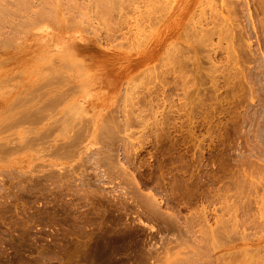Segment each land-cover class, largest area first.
Masks as SVG:
<instances>
[{
  "label": "rangeland",
  "instance_id": "1",
  "mask_svg": "<svg viewBox=\"0 0 264 264\" xmlns=\"http://www.w3.org/2000/svg\"><path fill=\"white\" fill-rule=\"evenodd\" d=\"M31 1L24 3L42 4ZM55 1L53 9L42 4L50 12L39 17L51 19L37 24L42 5L36 15L20 8L34 16L26 27L21 17L30 15L22 11V32L18 15L13 20L4 9L16 34L0 18L1 35H12H0V264H264V0H163L166 8L161 0ZM216 9L235 23L239 33L229 39L241 47L236 53L218 33L209 42L219 45L206 40L208 50H192L200 42L194 21ZM51 75L58 77L51 82ZM44 80L51 83L43 87ZM39 89L48 95L35 97ZM59 89L68 100L45 109L47 118L39 113L43 122L15 119L25 107L55 100ZM82 125L89 135H78ZM44 130L50 137L40 139ZM236 204H248L249 215ZM228 207L241 211L229 228ZM242 215L255 225H239ZM223 232L232 234L229 242Z\"/></svg>",
  "mask_w": 264,
  "mask_h": 264
},
{
  "label": "bare ground",
  "instance_id": "2",
  "mask_svg": "<svg viewBox=\"0 0 264 264\" xmlns=\"http://www.w3.org/2000/svg\"><path fill=\"white\" fill-rule=\"evenodd\" d=\"M4 1H5V0H0V11H1V14H2V13L4 14V12H3L4 9H6V10L9 9L8 11L5 10V12H7L8 17H9V16L11 17L13 14H15V15L17 14L18 16L16 15V16H17L16 19H17L18 17H19L18 19H21V18H22V21H23L22 25L25 23L24 26H26L28 22H31V21H30V17H31V16L34 17L33 15H34L35 13H36V14L38 13V12H35V11H38L39 8L41 7V5H42L44 2L47 3V4H45V6L48 5V4L51 6V3L54 4L53 2L50 3L51 0H49V1H47V2H46L45 0H40L39 2H40V3L42 2V4H41V5L39 4V6H38L39 8H37V6H36V8H35V6H33V8H31V7H29V5L26 6V4H25V3H28V1H30V0H28V1H26V0H25V1H22V0H21V2H19L20 0H11V1L9 0L10 2H12V1H16V2H15V3L17 4L16 6H18V8H19V10H17L18 8L15 6V3H14V2H13L14 6H13V4H11V5H10V8H9V7H7V6L10 4L9 1H8V0H7L8 2H6V1L4 2ZM17 1H18L20 4L17 3ZM52 1H55V0H52ZM157 1H159V0H157ZM161 1H163V0H161ZM161 1H160V3L158 2V4L161 5ZM168 1H169V0H168ZM168 1H166V2L163 1V3H164L163 6H165V3L167 4ZM171 1H172V0H171ZM171 1H169V2H171ZM3 2H4L5 4H4ZM22 2H23V3L25 2V3L23 4ZM37 2H38V0H37ZM55 2H56V1H55ZM172 2H173V1H172ZM176 2H177V0H175V3H176ZM6 3H8V5H7ZM21 3L23 4V6H20ZM32 3L35 4V5H37L36 2L34 3V0L31 1V4H32ZM57 3H58V2H57ZM57 3H56V4H57ZM18 4H19V5H18ZM28 4H30V2H29ZM56 4H55L54 6H56ZM154 4H155V3H154ZM156 5H157V2H156ZM167 5H168V4H167ZM212 5H213V4H211V6H212ZM11 6H13L14 8H13V7L11 8ZM19 6H20V7H19ZM30 6H31V5H30ZM42 6H43V5H42ZM54 6H53V7H54ZM161 6H162V5H161ZM168 6L171 7V5H168ZM174 6H175V4H173L171 10L174 9ZM213 6H214V5H213ZM213 6H212V7H213ZM26 7H27V8L29 7L30 9H28V10H29V11H32V12H33L34 9H36V10L33 12V15H30V14L26 13V12H27V11H25V10H27ZM43 7H44V6H43ZM43 7H41V9H40L41 11L39 10V13H40L41 15H39V14L36 15V14H35L36 16H38V17L35 16V18H34L35 20L33 19V20L35 21V24L39 23L40 20L43 21V18H44V19H46V18L48 19V18L50 17V16H48V17H43L42 19L40 18V17L42 16V14L45 13V11H46V13L48 12V9H46V7H44V9H45V10H44ZM51 7H52V6H51ZM53 7L50 8V9H53ZM156 7H157V6H156ZM170 7H169V8H170ZM15 8H16V9H15ZM20 8H23V9H25V10H22V9L20 10ZM57 8H58V6H57ZM165 8H166V6H165ZM37 9H38V10H37ZM159 9H160V8H159ZM214 9H215V7H214ZM217 9H219V8H217ZM217 9L215 10V12L212 10L214 13L211 11L210 16H204V14L206 15V13H204L203 16H204L205 18H204V17L202 18V15H200V13H199V17L202 18V19L199 18V20L197 19V21H194L195 23H194V25H193L192 27H195V28H193L192 31L195 29V33H196V35L199 36V39H198V40H199L200 42H196V43H194V44L190 43L191 45H194V46H192V48H193L192 50H193V51H194V49H199L200 46H198V44H199V45H203V44H204V45L206 46V48H207V44H208V43L206 44V42H207V41H208V42L211 41L212 37H213L215 34H217V33H218V36L221 35V38H222V36H223V38H227V40L229 39L230 36H232V35L235 33V31H236L237 28H236L235 25H234V26H235L236 29L234 28V26H232V24H235V23H229V22H228L229 20L226 19L227 16H226L225 14H223L221 11H217ZM42 10H44V12H42ZM157 10H158V9H157ZM161 10H162V9H161ZM219 10H220V9H219ZM18 11H19L20 14L17 13ZM20 11H21V12H20ZM22 11H23V12L25 11V12H24L25 15L27 14V15H30V16H26V17L23 16V15L21 14ZM29 11H28V12H29ZM53 11H55V9L52 10V12H53ZM202 11H203V10H202ZM202 11H201V9H200V12H202ZM9 12H10V13H9ZM49 12H50V11H49ZM49 12H48V13H49ZM52 12H51V13H52ZM56 12H57V11H56ZM159 12H160V11H159ZM203 12H204V11H203ZM217 12H218V13H217ZM8 13H9L10 15H9ZM29 13H31V12H29ZM48 13H47V14H48ZM195 13H196V12H195ZM1 14H0V18H2V20H3L4 17L6 16V13H5V16L2 14L3 17H1ZM201 14H202V13H201ZM15 15H13L12 17H14ZM19 15H21V16H23V17H21V16H19ZM44 15H46V14H44ZM49 15H52V14H49ZM55 15H57V14H55ZM160 15H161V14H160ZM194 15H195V14H194ZM39 16H40V17H39ZM225 16H226V17H225ZM6 17H7V16H6ZM6 17H5V18H6ZM12 17H11V18H12ZM20 17H21V18H20ZM24 17H25V19H23ZM27 17H29V19H27ZM11 18H8V19L11 20ZM36 18H37V19L40 18V19H38L39 22L37 21ZM196 18H197V17H196ZM260 18H261V17H260ZM260 18H258V19H260ZM8 19H7V20H8ZM12 19H13V18H12ZM16 19H15V20H16ZM18 19L16 20V22L19 21ZM50 19H51V17H50ZM9 20L7 21L8 24H9V23H10V24H11V23H12V24L16 23V22H14V21H12V20H11V22H10ZM13 20H14V19H13ZM31 20H32V19H31ZM260 20H263V19H260ZM24 21H26V22H24ZM27 21H28V22H27ZM47 21H48V20H47ZM19 22H20V21H19ZM19 22H17L18 26L16 25V28H19V24H21V22H20V23H19ZM191 22H192V21H191ZM230 22H231V21H230ZM256 22H257V21H256ZM256 22H255V23H256ZM31 23H33V22H31ZM31 23H30V24H31ZM52 23H53V22H52ZM54 23H55V22H54ZM258 23H259V21H258ZM260 23H261V22H260ZM260 23H259V24H260ZM263 23H264V22H263ZM263 23H262V24H263ZM1 24H2V25L4 24V26H6V25H5V24H7V23H6V19L3 20V22H2ZM1 24H0V25H1ZM8 24H7V27H4V29L7 30V28H8ZM12 24H11V25H12ZM28 24H29V23H28ZM30 24H29V25H30ZM262 24H261V26H260L261 28H259L258 30H260V29L263 30V29H264V28H263L264 26H263ZM2 25L0 26V35H1L2 31H5V30H2V31H1V29L3 28ZM11 25H9V27H10ZM31 25H34V24H31ZM31 25H30V26H31ZM52 25H53V24H52ZM236 25H237V27L240 26V25H238V24H236ZM12 26H13V25H12ZM12 26H11V29L8 28L9 31H5V32H12V33H15V32H14V29L12 30ZM30 26H29V27H30ZM190 26H191V24H190ZM257 26L259 27V25H256V27H257ZM14 27H15V24H14ZM21 27H22V26H21ZM26 27H28V26H26ZM253 27H254V26L252 25V28H253ZM22 28H23V27H22ZM238 28H239V27H238ZM25 29H26V28H25ZM254 29H255V28H254ZM11 30H12V31H11ZM19 30H20V28H19ZM19 30L16 29L15 31H19ZM22 30L24 31V29H22ZM250 30H251V29H250ZM252 30H253V29H252ZM252 30H251V31H252ZM256 30H257V29H256ZM262 30H261V31H262ZM190 31H191V30H190ZM261 31H260V32H261ZM5 32H3L4 35L2 34L1 36H6V35H7V36L10 35L9 37L12 36L11 34H9V33L6 34ZM20 32H22V31L20 30ZM236 32H238V31H236ZM242 32H243V31H242ZM253 32H254V31H253ZM258 32H259V31H258ZM258 32H255V33H258ZM263 32H264V31H263ZM16 33H17V32H16ZM16 33H15V34H16ZM238 33H239V32H238ZM15 34H14V35H15ZM21 34H22V33H21ZM193 34H194V33H193ZM235 34H236V33H235ZM19 35H20V34H19ZM196 35H195L194 37H196ZM239 35H241V30H240V34H238L237 36L239 37ZM7 36H6V38H7ZM237 36H236V37H237ZM263 36H264V35H263ZM9 37H8V39L10 40ZM18 37H19V36H18ZM53 37L55 38L56 36H53ZM184 37H185V36H184ZM219 37H220V36H219ZM4 38H5V37H4ZM4 38H3V39H4ZM197 38H198V37H197ZM197 38H196V39H197ZM221 38H220V39H221ZM239 38L242 40V36H240ZM192 39H193V38H192ZM194 39H195V38H194ZM234 39L236 40V38H234ZM234 39H231V38H230L229 40H231V41L228 40V41L230 42V45L226 47V49L228 48V53H236L235 50H238V49L240 50V48H241V47L238 48L240 45H242L241 42H240L241 44L238 43V45H239L238 47H237V45H235L238 49H236V48L233 47L234 44H233V46H232L231 42H232V40H234ZM6 40H7V39H6ZM9 40H8V41H9ZM206 40H207V41H206ZM221 40H222V39H221ZM2 41H3V40H2ZM239 41H240V40H238L237 42H239ZM4 42H5V40H4ZM193 42H194V41H193ZM233 42H234V41H233ZM13 43H14V41H13ZM200 43H201V44H200ZM190 44L188 45L189 48H191V47H190ZM196 44H197V45H196ZM209 44L214 46V44H211L210 42H209ZM235 44H236V43H235ZM9 45H10V44H9ZM216 45H219V44L217 43ZM216 45H215V46H216ZM2 46H3V45H2ZM185 46H186V43H185ZM188 46H187V47H188ZM215 46H214V47H215ZM203 47H204V46H203ZM203 47H201V50H202ZM258 47H259V46H258ZM204 48H205V47H204ZM206 48H205V49H206ZM208 48H209V47H208ZM208 48H207L206 50H208ZM211 48H213V47H211ZM216 48H217V47H216ZM216 48H215V49H216ZM233 48H234V49H233ZM259 49H260V47H259ZM190 50H191V49H190ZM192 50H191L190 53H193ZM203 50H204V49H203ZM213 50H214V49H213ZM213 50H211V51H213ZM239 50H238V51H239ZM250 50H251V49H250ZM252 50H253V49H252ZM257 50H258V48H257ZM177 51H178V50H177ZM198 51H199V50H198ZM214 51H216V50H214ZM214 51H213V52H214ZM259 51H260V50H259ZM178 52H179V51H178ZM180 52H182V51H180ZM183 52H184V51H183ZM183 52H182V53H183ZM213 52H210V53H213ZM226 52H227V51H226ZM251 52H252V51H251ZM200 53H202V52H200ZM208 53H209V52H208ZM239 53H240V52H239ZM245 53H246V52H245ZM252 53H253V52H252ZM186 61H187V60H186ZM188 61H189V60H188ZM54 65H55V64H54ZM56 66H57V65H56ZM55 68H56V67H55ZM55 68L53 67V68H51V69H55ZM60 69H61V68H60ZM55 71H56V70H55ZM58 71H59V70H58ZM53 72H54V70H53ZM53 72H52V73H53ZM60 73H61V72H60ZM57 74H58V73H57ZM59 75H60V74H59ZM62 76H64V75H62ZM54 77H55V75H54L53 77H52V75H51L50 78H47V79H48L49 81L52 79V80H51V82H52ZM57 77H58V76H57ZM57 77H55V78H57ZM65 77H66V76H65ZM68 77H69V76H68ZM45 78H46V77H45ZM69 79H70V78H69ZM255 79H256V78H255ZM39 80H40V79H39ZM41 80H42V79H41ZM48 80H47V81H46V80L43 81V83L46 81V82L44 83L43 87H44V86H47V85H49V83H51V82H49ZM59 81H60V79L57 80V81L54 80V82H55L54 84H56V82H57L56 85H58ZM62 81H63V80H62ZM62 81H61V82H62ZM65 81H66V80H65ZM71 81H72V80H71ZM38 82H39V81H38ZM41 82H42V81H41ZM41 82H39L41 86H40V85H37V87L43 88V87H42V84H43V83L41 84ZM47 82H48V83H47ZM39 83H38V84H39ZM46 84H47V85H46ZM51 85H52V84H50V87H52ZM56 85H55V86H56ZM61 85H62V84H61ZM64 85H65V84H64ZM252 85H253V84H252ZM53 86H54V85H53ZM57 87L60 88L59 85H58ZM57 87H56V88H57ZM72 87H73V86H72ZM253 87H254V86H253ZM257 87H258V86H257ZM53 88H54V87H53ZM61 88H62V87H61ZM67 88H69V90L72 89V88L70 89V86L67 87ZM73 88H74V87H73ZM255 88H256V87H255ZM47 89H48L49 91H51L49 88H47ZM47 89H46V90H47ZM37 90H38V89H32V91H35V92H36ZM39 90L41 91V89H39ZM42 90H44V89H42ZM46 90H45V91H46ZM52 90H53V89H52ZM59 90H60V89H59ZM62 90H63V89H62ZM62 90L58 91L59 93L57 92V93L59 94L58 96H55V95H54V96L56 97L55 100H54V97H53L52 99L46 97L47 100H48V99H49V100H48V101H43V103H42L39 107H38V105H39V104H38V105H37V108H36V107H35V108H33V107L30 108V107H29V108H27L26 110H24V109L26 108V107H25V108H23V111H22V110H21V111L18 110L19 112H18V111H17V112H18V114H20V116H17L18 114L15 115V114L17 113V112H15V114H13V115L16 116L15 119L17 118L16 120H18V121H23V122H25V121H27V122H35V121H36V122H37V121L40 122V121L42 120V118H41L42 116H39V118H41V120H40V119L38 118L39 113H41V114L45 113V112H44L45 109H46V112H47V108H48V107H50V109L53 108V111H54V110H55V107H54V103H55V102H56V103L58 102L57 104H60L58 100H60V101H62V102H63V99H64L65 101L68 100V99L66 98V96H65L66 99H65V98L62 99V98L59 97V96L62 94V93L60 94V92H62ZM64 90H65V91H63V93H65V92L67 93V92H68V89H67V91H66V89H64ZM30 91H31V90H30ZM30 91H29V94H30ZM45 91H41L42 93H38V94L35 93L34 95H35V97H36V95L43 94V92H44V94L47 93V92L49 93V91H46V92H45ZM54 91H55V88H54ZM71 91H72V90H71ZM71 91H69V92H71ZM77 91H78V90H77ZM37 92H38V91H37ZM52 92H53V91H52ZM52 92H51V93H52ZM69 92H68L69 96H70V95H73V94H70ZM33 93H34V92H33ZM48 93H47V95H48ZM66 93H65L64 95H68V94H66ZM71 93H73V92H71ZM44 94H43L42 96L40 95V96L42 97V99L44 98V97H43ZM53 94H54V93H53ZM252 94H253V93H252ZM254 94H255V93H254ZM34 95H33V96H34ZM45 95H46V94H45ZM18 96H19V95H18ZM40 96H39V98H40ZM69 96H67V97H69ZM16 97H17V96H16ZM37 97H38V96H37ZM51 97H52V96H51ZM58 97H59V99H58ZM28 98H29V97H28ZM33 98H34V97H33ZM21 99H24V98H21ZM31 99H32V98H31ZM31 99H29V100L32 101L33 99H32V100H31ZM29 100H28V101H29ZM51 100H53V101H51ZM56 100H57V101H56ZM36 101L39 103V102L41 101V99H40V101H39V99H37ZM65 101H64V102H65ZM64 102H63V103H64ZM17 103H19V102H17ZM24 103H25V102H24ZM31 103H32V102H31ZM68 103H69V101H68ZM11 104H13V103H11ZM25 104H26V103H25ZM29 104H30V103H29ZM29 104H28V105H29ZM57 104H56L55 106H57V108H58L60 105L58 106ZM252 104H253V103H252ZM14 105H15V104H14ZM26 105H27V104H26ZM26 105L23 104L22 106H26ZM33 105H34V104H33ZM16 106H18V105H15V107H16ZM22 106L20 105V107H22ZM30 106H32V105H30ZM51 106H52V108H51ZM11 107H12V106L10 105V108H9V109H12ZM59 108H60V107H59ZM59 108H58V109H59ZM254 108H255V107H254ZM18 109H19V108H18ZM58 109H57V110H58ZM53 111H52V113H53ZM261 111H262V110H261ZM3 112H4V111H3ZM57 112H58V111H57ZM57 112H55V113H57ZM259 112H260V111H259ZM55 113H54V114H55ZM41 114H40V115H41ZM7 115H8V114H7ZM46 115L49 116V114H47V113H45V116H44V114H43L44 117H46ZM254 115H255V114H254ZM262 115H263V114H262ZM7 117H8V116H7ZM44 117H43V119H44ZM252 117H253V116H252ZM254 117H255V116H254ZM262 117H263V116H262ZM8 118L11 119V116L8 117ZM13 118H14V117H13ZM37 118H38L39 120H38ZM46 118H47V117H46ZM50 118H51V117H50ZM68 118H69V117H68ZM263 118H264V117H263ZM10 119H9V121H8V124H9V122H11ZM15 119H14V120H15ZM258 119H259V118H258ZM261 119H262V118H261ZM56 120H57V119H56ZM79 120H80V119H79ZM255 120L257 121V119H255ZM263 120H264V119H263ZM1 121H3V120H1ZM6 121H7V120H6ZM43 121H44V120H42V122H43ZM258 121H259V120H258ZM12 122H14V121H12ZM48 122H49V121H48ZM58 122L60 123V121H58V120H57V122H53V125H56V124H54V123H58ZM70 122H71V121H70ZM79 122H80V121H79ZM0 123L2 124V123H4V122H0ZM16 123H18V122H16ZM50 123H52V122H50ZM72 123H73V122H72ZM260 123H261V121H260ZM4 124H5V123H4ZM11 124H13V123H11ZM11 124H10V125H11ZM19 124H20V123H19ZM28 124H29V123H28ZM30 124H31V123H30ZM33 124H34V123H33ZM258 124H259V122H258ZM261 124H262V123H261ZM2 125H3V124H2ZM47 125L50 126V125H52V124H50V125L47 124ZM75 125H76V124H75ZM259 125H260V124H259ZM58 126H59V125H58ZM78 126H79V125H78ZM263 126H264V125H263ZM2 127H3V126H2ZM6 127L9 128V126H6ZM195 127H196V126H195ZM260 127H261V126H260ZM260 127H259V128H260ZM4 128H5V127H4ZM7 128H5V129H7ZM48 128H49V127H48ZM48 128H47V129H48ZM51 128H52V127H51ZM55 128H57V127L54 126V129H55ZM70 128H71V126H70ZM80 128H81V127H80ZM191 128H192V127H191ZM5 129H3V130H5ZM78 129H79V128H78ZM81 129H83V125H82V128H81ZM81 129H80V130H81ZM261 129H262V128H261ZM7 130H8V129H7ZM50 130H51V129H50ZM50 130H49V132H50ZM52 130H53V128H52ZM56 130H57V129H56ZM90 130H91V129H90ZM212 130H213V129H212ZM1 131H2V128H1ZM76 131H79V130H76ZM81 131H82V132L84 131V132L82 133V132L79 131L80 133H78V135H79V136H80V135H81V136H84L85 130L83 129V130H81ZM193 131H194V130H193ZM255 131H256V130H255ZM258 131H259V130H258ZM49 132L46 133L45 130L39 132V133L41 134V135H40V139H43V137H46V138H47V136H49V134H50ZM253 132H254V131H253ZM262 132H264V131H262ZM1 133H2V132H1ZM30 133H31V131H30ZM52 133H53V131H52ZM88 133H89V132H88ZM254 133H255V132H254ZM260 133H261V132H260ZM45 134H47V135L45 136ZM53 134H54V133H53ZM75 134H76V132L74 133V135H72V137L75 136ZM85 134H87V133H85ZM89 134H90V133H89ZM89 134H87V135H89ZM258 134H259V132H258ZM258 134H256V136H258ZM87 135H86V136H87ZM36 136H37V134H36ZM76 136H77V135H76ZM76 136H75V137H76ZM79 136H77V138L74 137V138L76 139V142H77V139H78ZM86 136H85V137H86ZM28 137H29V136H28ZM49 137H50V136H49ZM85 137H83V138H85ZM258 137H259V136H258ZM70 138H71V137H70ZM86 138H87V137H86ZM256 138H257V137H256ZM256 138H255V139H256ZM33 139H34V138H32V141H31V142L34 141ZM75 139L72 138V141H69L70 139L67 140V144H68L69 146H70V144H71L72 147H73L74 145H77V143L75 142ZM26 140H27V139H26ZM52 140H53V139H52ZM6 141L8 142L9 140H6ZM11 141H13V139H12ZM73 141H74V142H73ZM261 141H262V140H261ZM261 141H259V142H261ZM4 142H5V141H4ZM4 142L2 143L3 145H1V147H2V146H7V143H6V142L4 143ZM64 142H66V141H64ZM64 142H62V144L68 146V145H67L66 143H64ZM248 142H249V141H248ZM8 143H12V142L9 141ZM73 143H74V145H73ZM79 143H80V142H79ZM263 143H264V142H263ZM32 144H33V143H32ZM49 144H50V143H49ZM53 144H54V143H53ZM81 144H82V143H80V144H78V145H81ZM256 144H257V143H256ZM28 145H29V144H28ZM258 145H259V144H258ZM8 146H10V145H8ZM20 146H21V145H20ZM48 146H49V145H48ZM50 146H52V145H50ZM58 146H59V147H58ZM58 146H57V148H60V144H59ZM71 146H70V147H71ZM260 146H261V145H260ZM262 146H263V144H262ZM64 147H65V146H64ZM256 147H257V146H256ZM57 148L54 149V150H57ZM262 148H263V147H262ZM4 149H5V148H4ZM6 149H7V148H6ZM10 149H11V148H10ZM10 149H8V150H10ZM0 151H1V150H0ZM54 152H55V151H54ZM262 152L264 153V151H262ZM258 153H259V152H258ZM263 153H262V154H263ZM259 155H260V154H258V156H259ZM261 156H262V155H261ZM261 158H262V157H261ZM243 161H244V160H243ZM248 162H249V161H248ZM240 163H241V161H240ZM239 169H240V168H239ZM261 169H262V168H261ZM240 171H243V170H240ZM236 172H237V171H236ZM243 172H245V170H244ZM246 172H247V171H246ZM246 172H245V173H246ZM248 173H249V171H248ZM232 175H233V174H232ZM236 175H237V174H236ZM238 175H239V174H238ZM241 175H242V174H241ZM249 175H250V174H249ZM255 175H256V174H255ZM212 176L214 177V175H212ZM217 176H218V175H217ZM222 177H223V176H222ZM222 177H221V178H222ZM193 179H194V178H193ZM224 179H225V178H224ZM194 180H195V179H194ZM217 180H218V179H217ZM198 181H199V180H198ZM254 181H255V180H254ZM254 181H253V182H254ZM207 182H208V181H207ZM214 182H217V181H214ZM241 182H242V181H241ZM259 182H260V181H259ZM198 183H199V182H198ZM209 183H210V182H209ZM222 183H223V182H222ZM190 184H191V183H190ZM194 184H195V183H194ZM212 184H213V183H212ZM212 184H211V185H212ZM238 184H239V183H237V185H238ZM241 184H242V183H240L238 186L241 187ZM251 184H252V182H251ZM191 185H193V184H191ZM201 185H202V184H201ZM255 185H256V184H255ZM194 186H196V184H195ZM260 186H261V185H260ZM218 187H219V186H218ZM254 187H256V186H254ZM191 188H192V187H191ZM232 188H233V187H232ZM235 188H236V187H235ZM251 188H252V187H251ZM256 188H257V187H256ZM256 188H255V190H256ZM196 189H197V188H196ZM210 189H211V188H210ZM214 189H215V188H214ZM238 189H239V188H238ZM239 190H240V189H239ZM239 190H238V191H239ZM255 190H254V191H255ZM260 190H261V189H260ZM214 191H215V190H214ZM232 191H233V190H232ZM262 191H263V190H262ZM191 192H192V191H191ZM197 192H198V191H197ZM201 192H202V190H201ZM206 192H207V191H206ZM256 192H257V190H256ZM259 193H260V192H259ZM191 194H192V193H191ZM191 194H190V195H191ZM201 194H202V193H201ZM205 194H206V193H205ZM210 194H211V193H210ZM236 195H238V194H236ZM239 195H240V194H239ZM222 196H223V195H222ZM226 196H227V195H226ZM255 196H256V195H255ZM130 197H131V196H130ZM135 197H136V196H135ZM230 197H231V196H230ZM230 197H229V198H230ZM243 197H244V196H242V198H243ZM262 197H263V196H262ZM153 198H154V196H153ZM153 198H151V199L153 200ZM197 198H199V197H197ZM211 198H212V197H211ZM213 198H214V197H213ZM213 198H212V200H213ZM227 198H228V197H227ZM229 198H228V199H229ZM246 198H248V197H245V199H246ZM254 198H255V197H254ZM154 199H155V198H154ZM207 199H208V198H207ZM228 199H227V200H228ZM231 199H232V198H231ZM149 200H150V199H149ZM210 200H211V199H210ZM225 200H226V199H225ZM255 200H256V199H254L253 201H255ZM259 200H260V199H259ZM259 200H257V201L259 202ZM243 201H244V200H243ZM249 201L252 202V200H249ZM249 201H248V203H249ZM149 202H150V201H149ZM149 202H148V203H149ZM153 202H154V200H153ZM153 202H151V203H153ZM214 202H215V201H214ZM229 202H230V200H229ZM232 202L234 203V201H232ZM235 202H236V201H235ZM260 202H262V201L260 200ZM260 202H259V203H260ZM146 203H147V202H146ZM221 203H222V202H221ZM227 203H228V202H227ZM246 203H247V202H246ZM139 204H140V202H139ZM144 204H145V202H144ZM156 204H157V203H156ZM211 204H212V203H211ZM229 204H230V203H229ZM234 204H235V203H234ZM252 204H253V203H252ZM145 205H148V204H145ZM145 205H144V206H145ZM149 205H150V204H149ZM236 205H237V204H236ZM239 205H240V204H239ZM244 205H245V204L241 205L242 207H240V206H238V205H237V206L240 207L241 210H243L244 207L246 206V205H245V206H244ZM258 205H259V204H258ZM144 206H143V207H144ZM150 206H151V205H150ZM204 206H205V204H204ZM204 206H203V207H204ZM224 206H225V203H224ZM226 206H227V205H226ZM229 206H230V205H229ZM231 206H232V204H231ZM233 206H234V205H233ZM243 206H244V207H243ZM249 206H250V207H249ZM249 206H248V204H247V207H246V208L249 207L248 209H251L250 211H253L252 208H251V207H252V206H251V203H249ZM253 206H254V205H253ZM134 207H135V206H134ZM134 207H132V208H134ZM157 207H158V206H157ZM207 207H208V205H207ZM207 207L205 206V208H207ZM136 208H138V207H136ZM146 208H147V207H146ZM149 208H150V207H149ZM217 208H220V209H221V207H217ZM240 208H239L238 210H240ZM242 208H243V209H242ZM246 208L243 210V211L245 212V213H244L245 216H246V215H249V214H247V213H248L247 211H249V210H248V209L246 210ZM254 208H255V207H254ZM259 208H260V207H259ZM261 208H262V207H261ZM155 209H156V208H155ZM201 209H202V208H201ZM208 209H209V208H208ZM211 209H213V208H211ZM224 209H226V208L224 207ZM228 209H229L228 213L231 214V215L228 216V215L226 214L228 217L226 216L227 218H223V219H224L223 221H225V219H226V222H227V221L229 222V220H230L232 217L234 218V215H235V217H238V215H236L235 212H236V213H240V212H241V211L237 212L236 210L234 211V209H236L235 207H234V208L232 207V209H231V207H230V208L228 207ZM132 210H133V209H132ZM150 210H151V209H150ZM156 210H157V209H156ZM202 210H203V209H202ZM204 210H205V209H204ZM209 210H210V209H209ZM221 210H222V209H221ZM232 210H233V211H232ZM245 210H246V211H245ZM261 210H262V209H261ZM152 211H153V210H152ZM206 211L208 212V210H206ZM216 211H217V210H216ZM231 211L234 212V213H232ZM243 211H242V212H243ZM259 211H260V210H259ZM125 212H126V211H125ZM147 212H148V211H147ZM153 212H154V211H153ZM199 212H200V211H199ZM207 212L204 211V212L202 213V215H203V214H204V215H203V217H201V218H202L203 220H206V221H204V222L209 226V225H211V224L208 223V222H209V221H208V216H210V215H208ZM214 212H215V210H214ZM217 212H218V211H217ZM222 212H223V211H222ZM246 212H247V213H246ZM257 212H258V211H257ZM137 213H138V212H137ZM160 213H161V212H160ZM209 213H210V211H209ZM223 213H224V212H223ZM226 213H227V211H226ZM217 214H218V213H217ZM221 214H222V213H221ZM232 214H234V215H232ZM251 214H252V213H251ZM251 214H250V215H251ZM196 215H197V214H196ZM261 215H262V213H261ZM214 216H215V215H214ZM216 216H217V215H216ZM222 216H223V215H222ZM224 216H225V215H224ZM224 216H223V217H224ZM243 216H244V215H242V217H243ZM256 216H257V215H256ZM256 216H255V217H256ZM218 217H219V218H218ZM218 217H215V219H216V218L218 219L219 224H220V223H223V221L220 220V219H222V218H220V215H219ZM229 217H231V218H229ZM242 217H241V218H237V219H235V221L237 220V221L241 222ZM252 217H253V215H252ZM262 217H263V216H262ZM139 218H140V217H139ZM160 218H161V217H160ZM199 218H200V217H199ZM201 218H200V219H201ZM212 218H213V217H212ZM233 218H232V220H233ZM250 218H251V217H248V219H250ZM256 218H257V217H256ZM168 219H169V217H168ZM170 219H171V218H170ZM176 219H177V218H176ZM217 219H216V221H217ZM238 219H240V220H238ZM243 219H244V222H243V223L241 222V224H239V222H237V221H236V222H235V221H230V222H232V223L235 222V226L237 225L236 223H238L239 225H242V224H243V226L245 227L244 223H245V224L248 223V222H247L248 220H246L247 217H245V218L243 217ZM243 219H242V221H243ZM258 219H259V218H258ZM261 219H263V218H261ZM171 220H172V219H171ZM173 220H174V219H173ZM179 220H180V218H179ZM197 220H199V219L197 218ZM197 220H194V221H197ZM203 220H201V222H202ZM253 220H255V219H253ZM253 220H252V218H251V220H249V222L251 221V224H252V223L254 224L255 221H253ZM207 221H208V222H207ZM220 221H221V222H220ZM252 221H253V222H252ZM257 221H258V220H257ZM175 222H176V221H175ZM187 222H188V221H187ZM191 222H192V221H191ZM218 222H216L217 225H219ZM226 222H224V225H225V227L228 226L227 228H229V226H230L231 224L228 223V222H227V224H226ZM178 223H179V222H178ZM178 223H177V224H178ZM188 223H189V222H188ZM196 223H197V222H196ZM210 223H211V222H210ZM184 224H186V223H184ZM228 224H230V225H228ZM249 224H250V223H248V226H249ZM251 224H250V225H251ZM260 224H261V223H260ZM165 225H166V224H165ZM191 225H193V224H191ZM197 225H198V224H197ZM201 225H203V223H202ZM212 225H213V224H212ZM214 225H215V224H214ZM224 225L221 224V225H219V228H218V226H216V227H217L218 229H220V226H224ZM233 225H234V224H232V226H233ZM254 225H255V224H254ZM186 226L188 227V226H190V225H186ZM235 226H233V229H235V230L238 232L239 230H237L236 228H234ZM246 226H247V225H246ZM248 226H247V227H248ZM263 226H264V225H263ZM181 227H183V226L181 225ZM181 227H179L180 230H182ZM199 227H200V226H199ZM253 227H254V226H253ZM257 227H258V226H257ZM260 227H261V226H260ZM132 228H133V227H132ZM176 228H177V227H176ZM192 228H194V227H191V229H192ZM195 228H196V227H195ZM202 228H203V227H202ZM206 228H207V227H206ZM222 228H223V227H222ZM169 229H170V228H169ZM199 229H200V228H199ZM213 229H214V228H213ZM218 229H217V230L214 229L215 231H213L212 229H210V230H211V231H210L209 228H207V231L209 230L210 233H214V234H215V235H214V234H213V235L210 234L213 238H215V239H219V237L221 238L222 235L219 234L220 236H219V237L217 236V234H218ZM243 229H244V228H243ZM128 230H129V229H128ZM180 230H178V233H182V234H183V231H182V232H179ZM183 230H184V232H185V229H183ZM201 230H202V229H201ZM229 230H230V229H229ZM231 230H232V229H231ZM235 230H234V231H235ZM254 230H255V229H254ZM121 231H122V230H121ZM124 231H125V230H124ZM203 231H205V230H203ZM236 231H235V232H236ZM243 231H244V230H243ZM246 231H248V230H246ZM131 232H132V231H131ZM133 232H134V231H133ZM188 232H189V230H187V233H188ZM216 232H217V233H216ZM230 232H231V231H230ZM235 232H233V231L231 232V233L233 234V238H234V235L237 233V232H236V233H235ZM185 233H186V232H185ZM206 233H208V232H206ZM219 233H220V232H219ZM224 233H225V232H223V236L226 234V233H225V234H224ZM231 233H230V235H232ZM234 233H235V234H234ZM238 233H239V232H238ZM188 234H190V233H188ZM204 234H205V232H204ZM250 234H251V233H250ZM180 235H181V234H180ZM180 235H179V236H180ZM207 235H208V234H207ZM230 235H229V236H230ZM183 236H184V235H183ZM214 236H215V237H214ZM225 236H227V235H225ZM225 236H224V237H225ZM229 236H228V238H229V239H232V237L230 238ZM243 236H244V235H243ZM118 237H119V236H118ZM118 237H117V238H118ZM129 237H130V236H129ZM177 237H178V236H177ZM189 237H190V236H189ZM196 237H197V236H196ZM246 237H247V236H246ZM255 237H256V235H255ZM131 238H132V237H131ZM179 238H181V237H179ZM186 238H187V236H186ZM190 238H191V237H190ZM197 238H198V237H197ZM225 238H226V241H227L228 238H227V237H225ZM236 238H238V237H236ZM241 238H242V237H241ZM241 238H240V239H241ZM221 239H222V238H221ZM221 239H220V241H221ZM223 239H224V238H223ZM229 239H228V242H229ZM234 240H235V239H234ZM192 241H193V240H192ZM198 241H199V240H198ZM199 242H200V241H199ZM221 242H222V241H221ZM221 242H220V243H221ZM228 242H227V243H228ZM230 242H231V241H230ZM186 244H187V243H186ZM222 244H223V243H222ZM224 244H225V243H224ZM231 244H232V243H231ZM231 244H229V243L226 244V245H228V246H227L228 249H232V248H233V246H232ZM219 245H221V244H219ZM249 247H250V246H249ZM254 248H255V247H254ZM245 249H246V248H245ZM249 249H252V248H249ZM257 250H258V249H257ZM152 252H153V251H152ZM244 252H246V250H245ZM229 253H230V252H229ZM231 253H232V252H231ZM197 254H198V253H197ZM224 254H226V253H224ZM230 257H231V256H230ZM219 258H220V257H219ZM231 259H232V258H231ZM216 260H217V259H216ZM207 261H208V260H207ZM207 261H204L205 264H206ZM210 261H211V260L209 259V262H210ZM212 261H213V260H212ZM212 261H211V262H212ZM201 263H202V262H201ZM209 264H210V263H209ZM211 264H212V263H211Z\"/></svg>",
  "mask_w": 264,
  "mask_h": 264
}]
</instances>
